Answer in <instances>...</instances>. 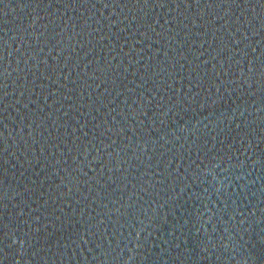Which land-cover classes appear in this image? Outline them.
Wrapping results in <instances>:
<instances>
[{"label": "water", "instance_id": "obj_1", "mask_svg": "<svg viewBox=\"0 0 264 264\" xmlns=\"http://www.w3.org/2000/svg\"><path fill=\"white\" fill-rule=\"evenodd\" d=\"M0 264H264V0H0Z\"/></svg>", "mask_w": 264, "mask_h": 264}]
</instances>
